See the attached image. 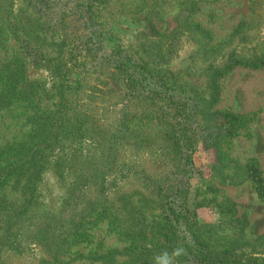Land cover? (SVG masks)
Masks as SVG:
<instances>
[{"label": "rangeland", "instance_id": "rangeland-1", "mask_svg": "<svg viewBox=\"0 0 264 264\" xmlns=\"http://www.w3.org/2000/svg\"><path fill=\"white\" fill-rule=\"evenodd\" d=\"M75 1L0 0V170L35 126L52 138L34 203L0 187V264H179L151 193L179 161L174 117L193 146L189 233L213 262L264 259V0H80L74 22ZM87 33L106 50L82 49ZM114 49L136 67L108 68ZM136 70L145 90L125 87Z\"/></svg>", "mask_w": 264, "mask_h": 264}, {"label": "trees", "instance_id": "trees-1", "mask_svg": "<svg viewBox=\"0 0 264 264\" xmlns=\"http://www.w3.org/2000/svg\"><path fill=\"white\" fill-rule=\"evenodd\" d=\"M33 3V13H41L44 9L48 8V3L50 0H30ZM72 6L66 7V4H61L62 11L64 14L74 16L73 21H79L80 16H85L84 12V3L80 0H76L71 4ZM65 8V9H64ZM66 10V11H65ZM85 24V23H84ZM87 24V21H86ZM86 26V25H85ZM79 28V26L77 27ZM89 30H92L94 27H86ZM79 31V30H77ZM79 41H83V45H80L82 49L88 47L87 50H98L100 52L105 51L103 45V39L99 34L87 33L85 36H79ZM75 44V43H71ZM79 46V45H78ZM85 46V47H84ZM86 50V49H85ZM114 51V56L112 57L113 67L112 68L118 73L125 74L128 73L129 68L136 67L133 62L128 61L127 58L122 56V52L118 53L116 49ZM103 57V54L102 56ZM85 59V57H84ZM129 62V63H128ZM262 64H255V67H260ZM132 80L129 84L133 88H142L145 90L146 86V76L142 70H136L131 73ZM60 91H71L74 86L72 84L64 83L58 87ZM127 88V87H126ZM62 98L59 100L61 101ZM193 116V114H191ZM220 119L222 122L219 125V128L224 127V134L231 133L237 121L235 119L228 120V114L220 113ZM173 123L170 128V140L173 143V146L176 151L180 152V157L178 164L171 167L169 174L162 177V181L151 190V193L154 197V204L162 210V222L159 226V233L161 234L165 246L173 249H180L182 252L179 264H264V259H252L243 260L241 257L230 258L227 256V250L221 252L219 258L214 262L208 257L209 251L201 244L193 235L189 233V213L188 208V198L190 195V185L189 181L195 175L194 163L192 160V151L193 146L188 145L189 137L186 134V128L183 127L181 120H178L176 117L172 119ZM47 122H45L46 124ZM37 126L32 128L26 133L27 138L25 141L18 143L14 147V143L8 144L5 151L9 148L11 156L5 161V166L0 170V187H4L15 178V184L20 185L22 188L23 195L19 196V205L27 206L29 203H34V187L33 181H36L42 174L44 170V165L46 157L48 155V150L45 149L46 145L50 143L51 137L49 133L51 130H48L46 135L45 130L46 126H42L38 131H35ZM40 132H42L41 135ZM10 145V146H9ZM259 175V173H257ZM188 176H190L188 178ZM23 182L21 183V181ZM261 189L264 191V184L261 179ZM25 193L27 195H25ZM33 206L32 204L30 205ZM12 227L9 225L6 230L10 231ZM15 240V239H14ZM16 243L19 240H15ZM7 260V257L2 259L3 262Z\"/></svg>", "mask_w": 264, "mask_h": 264}]
</instances>
